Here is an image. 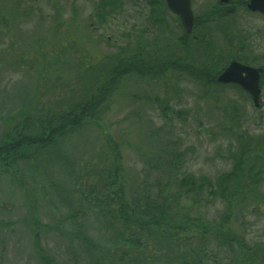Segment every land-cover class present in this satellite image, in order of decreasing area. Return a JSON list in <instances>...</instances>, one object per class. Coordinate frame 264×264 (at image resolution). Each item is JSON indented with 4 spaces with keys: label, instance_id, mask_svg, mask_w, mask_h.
<instances>
[{
    "label": "rangeland",
    "instance_id": "374dc122",
    "mask_svg": "<svg viewBox=\"0 0 264 264\" xmlns=\"http://www.w3.org/2000/svg\"><path fill=\"white\" fill-rule=\"evenodd\" d=\"M151 1L0 0V137L22 116L55 113L90 96L106 82L120 52L134 57L147 28V54L156 61L201 69L215 63L227 67L232 58L258 67L264 58V19L219 18L218 0H193L195 15L203 14L196 33L207 34L209 44L188 40L185 49L180 20ZM235 6L232 0L225 13ZM153 9L159 13L154 22ZM261 88L256 108L240 87L205 86L184 71L166 70L154 79L126 77L97 122L9 171L0 167V264H44L39 249L52 264H94L78 237L81 231L110 249L113 238L88 199L91 191L98 195L111 168V150L121 154L127 198L146 184L164 185L162 165L174 156L196 178L212 180L230 171L238 137L257 139L263 157V79ZM234 111L237 121L231 123ZM192 201L184 199L179 207L213 224L222 221L228 208L218 200ZM231 211L227 226L233 235L249 248L264 246V183L234 201ZM199 238L200 233L181 235L177 246L185 253H202L211 239ZM165 249L152 241L149 263L172 264ZM261 252L252 264H261ZM237 253L235 245L227 250L224 264H242ZM213 254L222 257L215 246L203 264H217Z\"/></svg>",
    "mask_w": 264,
    "mask_h": 264
},
{
    "label": "trees",
    "instance_id": "16d2710c",
    "mask_svg": "<svg viewBox=\"0 0 264 264\" xmlns=\"http://www.w3.org/2000/svg\"><path fill=\"white\" fill-rule=\"evenodd\" d=\"M154 6H157L161 12L162 8L168 10L164 1L157 2ZM156 14L159 13L153 9L150 17L153 22L156 21ZM198 25L195 21L194 31L190 35L184 31L180 44L185 49L188 40L201 46L209 44L205 36L207 34L196 33ZM148 30L150 29L147 28L146 33L142 32L141 37L144 42L139 43L134 57H126L123 52H120L116 64L111 66L107 73L106 82L90 96H85L82 100L55 113L22 116V121L4 130L0 137V167L9 171L40 151L54 149L69 136L80 132L86 125L97 122L120 83L128 76L154 79L162 77L166 70L173 69L188 73L205 86H224L217 83V77L226 67L214 66L216 63L213 67L203 66L201 69H193L178 61L153 60L151 55L147 54L150 49ZM216 61L217 59L214 58V62ZM231 61L236 60L229 59L227 64ZM262 79L264 80V74ZM235 112L236 117L231 118V123L237 121ZM237 139L240 143L238 151L231 154L230 171L219 175L215 180L205 177L196 178L184 169L181 159L174 156L162 165L166 177L164 185L160 182L153 185L146 184L142 189L133 190L132 197L129 198H127L126 187L128 180L126 181L123 175L121 154L111 150L109 153L112 160L111 168L100 183L98 195L96 196L94 191L89 193L88 205L99 216L103 228L111 234L113 242L109 241L110 249L105 250L100 245H96L85 232L78 233L83 248L89 252L92 262L94 264H111V262L150 264L147 252L152 246V241L156 240L162 247L165 244L164 255L173 261L172 264H203V256L206 257L215 246L220 248L222 257L217 258V254H213V258H216L214 261L217 264H224L229 259L227 250L233 251L234 245L237 246L238 252L235 257L241 256L242 264H252L253 256H256L259 251H262L261 264H264V246L247 247L246 242L233 235L227 226L232 215L233 202L244 197L247 191L264 183V162H262V168L258 165V161L261 158L264 159V156L261 157L259 153V142L251 137L248 140L243 137ZM184 199L193 200L194 204L197 201L207 203L218 200L227 204L228 208L223 213L222 221L213 224L205 220L201 214L193 218L189 213L183 212L179 204ZM80 212L83 211L75 212L73 218L78 217ZM190 233H200L201 241L211 239L208 240L209 246L202 250V253L201 251L185 253L177 246L180 236ZM35 237L38 243L40 240L37 236ZM38 253L44 264L53 263L42 249H39ZM108 256H112V259L109 260Z\"/></svg>",
    "mask_w": 264,
    "mask_h": 264
},
{
    "label": "water",
    "instance_id": "95a60500",
    "mask_svg": "<svg viewBox=\"0 0 264 264\" xmlns=\"http://www.w3.org/2000/svg\"><path fill=\"white\" fill-rule=\"evenodd\" d=\"M168 9L179 16L183 29L191 34L194 28V15L191 8V0H165ZM227 3L229 0H221ZM255 0L251 2L250 9L255 10ZM264 11V10H263ZM263 69L253 68L237 61H233L218 76L217 83L221 85H238L252 98L256 108L261 106V75Z\"/></svg>",
    "mask_w": 264,
    "mask_h": 264
},
{
    "label": "flooded vegetation",
    "instance_id": "af4514ba",
    "mask_svg": "<svg viewBox=\"0 0 264 264\" xmlns=\"http://www.w3.org/2000/svg\"><path fill=\"white\" fill-rule=\"evenodd\" d=\"M165 3L166 1L163 0ZM232 0H229L227 3L222 2L221 0H218V9H220V11L218 12L219 18H228V17H237L239 20L245 18V17H256L259 19H264V0H255V4H254V8L255 10H252L249 8V6L251 5V2L254 0H233L236 2V6L235 8H232V10H228L227 13H225V9L224 8H228L230 7ZM158 0H152L151 3H157ZM191 8L193 11V15H194V20L196 21L198 18L202 17L203 14L199 15L200 17H197L195 15V12L193 10V0H191ZM173 17H175L176 19L180 20L179 16L173 13ZM241 30V29H240ZM144 33H146V30L143 31ZM241 33V32H240ZM242 63V62H240ZM247 65L246 63H242ZM250 66V65H248ZM253 67V66H252ZM254 68H260L263 69V74H264V58L261 59L260 64L258 65V67H254ZM262 74V76H263ZM262 80V77H261Z\"/></svg>",
    "mask_w": 264,
    "mask_h": 264
}]
</instances>
